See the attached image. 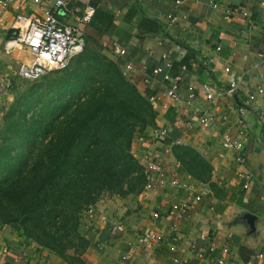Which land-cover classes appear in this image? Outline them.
<instances>
[{
  "label": "crops",
  "instance_id": "crops-1",
  "mask_svg": "<svg viewBox=\"0 0 264 264\" xmlns=\"http://www.w3.org/2000/svg\"><path fill=\"white\" fill-rule=\"evenodd\" d=\"M55 1L41 0V5L51 7ZM61 1V23L79 29L85 46H93L87 37H97V29L107 32L100 39L101 52L119 62L123 74L140 93L160 97L153 105L155 127L137 138L132 154L143 164L146 155L162 152L159 165L165 174L163 183L159 184L158 175L153 172L152 181H147L139 194L102 197L85 215L86 224H81V234L90 243L80 257L82 262L176 264L168 251L171 238L175 237L178 250L183 251L181 257L187 260L185 264H264V100L257 94L258 88H264V0ZM35 2L21 0L4 10L0 7V90L18 75L22 65L31 62L24 50L6 52L4 43L17 12L40 16ZM87 7L93 8V17L83 22ZM98 12L102 15L97 16ZM106 18L107 28L103 23ZM143 20L155 22L157 31L142 33L139 26ZM116 47L125 55H115ZM165 62L171 64L170 74L180 77L178 103L164 96L168 82L151 74L153 67ZM127 63L132 69L124 73ZM231 82L236 83L234 96L206 99L203 86L217 92ZM188 87L194 89L191 102L186 98ZM250 96L254 98L251 100ZM195 108L214 115V124L202 127ZM241 120L244 126L239 124ZM156 129H164L166 137L153 135ZM240 132L244 135L240 136ZM225 138L243 141V164L236 161L234 153L223 149ZM176 141L180 142L178 146L193 148L209 163L212 171L207 182L195 179L176 160ZM243 172L251 175L248 189L242 187L239 177ZM173 179L194 184L197 191L206 185L211 194L196 201L191 192L171 186ZM183 201L187 210L179 217L172 205ZM239 210L260 220L257 237H245L241 228L229 227L232 215ZM153 214L158 217L153 218ZM119 226L122 231L117 229ZM147 231H157L165 240L140 245L138 237ZM258 254H262V259ZM24 261L68 264L10 226H1L0 264Z\"/></svg>",
  "mask_w": 264,
  "mask_h": 264
},
{
  "label": "trees",
  "instance_id": "trees-1",
  "mask_svg": "<svg viewBox=\"0 0 264 264\" xmlns=\"http://www.w3.org/2000/svg\"><path fill=\"white\" fill-rule=\"evenodd\" d=\"M139 28L157 31L148 20ZM106 33L97 29V37H87L93 46L80 53L85 66L59 82L60 97L29 95L15 120L3 117L0 132V227L10 226L68 264H84L80 257L90 245L80 234L85 214L102 197L136 195L147 183L132 148L155 127L156 112L150 94L140 93L119 62L101 52ZM173 152L187 173L209 180L212 168L196 150L176 146Z\"/></svg>",
  "mask_w": 264,
  "mask_h": 264
},
{
  "label": "built area",
  "instance_id": "built-area-1",
  "mask_svg": "<svg viewBox=\"0 0 264 264\" xmlns=\"http://www.w3.org/2000/svg\"><path fill=\"white\" fill-rule=\"evenodd\" d=\"M21 0H0L1 9H6L12 4ZM19 3V4H20ZM34 6L40 13L37 16L35 13H29L28 15H23L21 13H16L14 16V21L11 27V33L9 34L7 40L4 43V50L6 52H11L15 49L24 50L31 57V62L26 65H22L19 68L18 76L25 80L35 81L40 79L42 76L46 75L51 71H61L68 67L71 59L78 54H80L84 47L85 41L83 35L79 29L63 24L58 19L59 8L63 6L61 0L55 1L51 7H46L41 5V0H36ZM179 3V1H178ZM264 8V3L261 4ZM213 7H216L214 5ZM16 10H19V5H17ZM93 13L92 7H87L83 22H89L91 15ZM229 18V13L226 12L225 19ZM174 21V20H172ZM114 54L118 56H124L125 51L120 48L114 49ZM132 66L127 63L124 65V73L130 71ZM184 69V67H182ZM171 64L170 62H165L160 66H155L151 70L152 75H160L165 82H168L169 86L164 94L166 98L171 100L173 103H178L180 97L178 96V86L180 82L179 76H172L170 74ZM8 84V83H7ZM6 84V85H7ZM203 92L208 101H212L214 98H222L223 96H234L236 90V83L231 82L226 88L219 89L217 92H212L209 86H203ZM1 91V90H0ZM187 101L191 102L194 99V89L188 87L186 91ZM257 94L261 96L264 100V88H258ZM254 97L250 96L252 100ZM160 97L155 95H150L148 100L153 106L159 101ZM195 112L200 113L201 126L208 128L210 125L214 124L215 116L209 112H200L196 108ZM241 126H244L243 121H239ZM244 132H240L239 135L243 136ZM153 135L160 138L166 137V131L164 129L153 130ZM222 147L224 150L230 151L235 154L236 161L239 164H243L244 155L243 149L244 144L240 138H225L222 140ZM173 145V144H172ZM174 145H180L179 141H176ZM167 152V150L165 151ZM162 152L153 151L151 154L146 155L143 165L147 172V181H152L151 174L156 172L158 175L159 184L163 183L165 174L161 171L159 165ZM239 177L242 180V187L248 189L251 181V175L249 172L239 173ZM171 186L176 188H183L188 192H191L192 199L196 201H201L204 197L211 194V190L208 186L202 185L200 190L197 191V186L194 184H182L178 180L173 179L170 182ZM187 203L185 201L181 203H175L172 205V211L180 217V214L186 212ZM213 211V208H210ZM158 214H153V218H157ZM122 231V227L117 228ZM164 236L157 231H147L139 235L138 243L140 245H153L159 244L164 241ZM171 244L168 247L169 253L172 255V260L176 264H185L186 259L181 257L182 250H178L175 242L177 239L175 237L171 238ZM227 250H224L226 252ZM7 252V250H4ZM257 257L262 259V254H258ZM121 260H126V257H121ZM24 261L22 264H25ZM219 264H222L219 261Z\"/></svg>",
  "mask_w": 264,
  "mask_h": 264
},
{
  "label": "rangeland",
  "instance_id": "rangeland-1",
  "mask_svg": "<svg viewBox=\"0 0 264 264\" xmlns=\"http://www.w3.org/2000/svg\"><path fill=\"white\" fill-rule=\"evenodd\" d=\"M88 50H90V48ZM81 54L71 59L67 69L59 72L51 71L36 81L25 80L18 75L9 80L5 88H2L0 91V132L3 129V117H11L10 119L12 122L18 117L20 112L26 110L27 105L25 103L29 101V95H32L33 97L44 95L45 99L51 98L53 95V99L60 97L59 92L55 94L59 82L64 78L69 77L79 65L85 66L84 63L80 64ZM35 109L37 108L30 109L27 112L26 117L29 118L33 111L36 112ZM84 217L82 218L81 223H84Z\"/></svg>",
  "mask_w": 264,
  "mask_h": 264
},
{
  "label": "water",
  "instance_id": "water-1",
  "mask_svg": "<svg viewBox=\"0 0 264 264\" xmlns=\"http://www.w3.org/2000/svg\"><path fill=\"white\" fill-rule=\"evenodd\" d=\"M260 225V220L254 214L243 210L235 212L229 222L230 228H241L244 236L252 239L259 235L257 228Z\"/></svg>",
  "mask_w": 264,
  "mask_h": 264
}]
</instances>
